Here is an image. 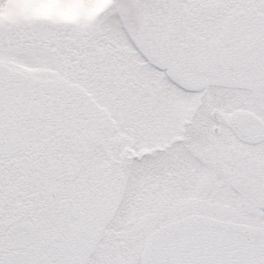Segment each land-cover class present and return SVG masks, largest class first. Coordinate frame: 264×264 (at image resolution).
Here are the masks:
<instances>
[{"label": "snow or ice", "instance_id": "obj_1", "mask_svg": "<svg viewBox=\"0 0 264 264\" xmlns=\"http://www.w3.org/2000/svg\"><path fill=\"white\" fill-rule=\"evenodd\" d=\"M0 264H264V0H0Z\"/></svg>", "mask_w": 264, "mask_h": 264}]
</instances>
